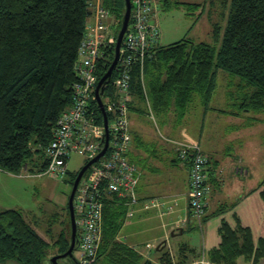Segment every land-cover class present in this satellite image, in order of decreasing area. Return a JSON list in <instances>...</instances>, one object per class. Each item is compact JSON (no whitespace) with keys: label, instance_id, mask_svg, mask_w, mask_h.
<instances>
[{"label":"trees","instance_id":"16d2710c","mask_svg":"<svg viewBox=\"0 0 264 264\" xmlns=\"http://www.w3.org/2000/svg\"><path fill=\"white\" fill-rule=\"evenodd\" d=\"M103 3L122 19L124 0ZM175 3L187 9L199 6ZM89 15L86 0H0L1 171H44V148L51 140L57 117L71 102L76 81L73 65ZM120 25L118 20L116 32ZM218 33L213 24V36L217 38ZM108 52L101 74L113 58V47ZM218 69L240 79V113L264 110V0H231L216 49L186 37L156 45L143 64L145 90L138 68L132 72L129 110L140 111L147 100L158 115L175 112L181 119L195 95L207 105ZM128 158L131 160L129 151ZM178 161L177 157L171 159ZM77 172L68 174L64 181L72 185ZM261 193L264 197V190ZM223 210L219 207L217 213ZM126 211L127 207L115 198L105 203L101 241L93 264H186L185 254L193 249L185 244L179 246L174 260L159 242L160 255L153 262L134 246L118 240ZM236 223L232 228L225 220L221 222L219 244L204 252L208 264H237L240 257L253 264L264 260V235L255 241L249 227L240 225L237 219ZM54 243L62 252L68 248L69 238L62 232ZM48 250V242L21 211L0 210V264H46Z\"/></svg>","mask_w":264,"mask_h":264},{"label":"built area","instance_id":"2783aa9c","mask_svg":"<svg viewBox=\"0 0 264 264\" xmlns=\"http://www.w3.org/2000/svg\"><path fill=\"white\" fill-rule=\"evenodd\" d=\"M155 5L156 0H130L129 21L117 62L100 95L106 115L108 142L105 152L82 175L74 194L77 264L94 263L101 241L103 210L108 200L115 198L130 208L128 216L138 204L136 188L140 171L128 158L131 143L128 102L133 70L138 68L145 90L143 64L160 41V28L154 20ZM86 7L90 15L73 65L76 81L72 85L71 102L57 117L51 140L44 148L47 162L42 173L58 179H63L68 173L70 153H79L87 161L102 150L105 142L106 129L96 102L95 87L104 73L101 74V68L109 58L108 50L115 44L118 18L103 0H86ZM166 140L174 146L179 161L188 165V209L201 230L206 206L207 156L195 142ZM235 173L242 175L245 170L237 166ZM142 207L162 210L167 203L151 198ZM204 255L203 251L195 264H208Z\"/></svg>","mask_w":264,"mask_h":264},{"label":"rangeland","instance_id":"374dc122","mask_svg":"<svg viewBox=\"0 0 264 264\" xmlns=\"http://www.w3.org/2000/svg\"><path fill=\"white\" fill-rule=\"evenodd\" d=\"M175 1L169 0V4L166 6H163L161 2L163 9L158 16L161 32L160 43L167 45L186 37L193 41L208 43L214 49L218 48L226 27L231 0H189L199 3L197 8L191 9L177 6L180 4H176ZM118 20L121 21L120 18ZM213 23L216 24L219 31L217 38L212 35ZM189 27L190 29L192 27V33L186 32ZM116 30L117 25L115 26V32ZM239 83L240 79L237 76L229 75L225 71L218 69L215 77L214 92L207 105H204L200 101V97L195 95L185 111V116L183 115L184 118L181 119H178V115L175 112H169L167 115H158L147 102L141 104L140 111L129 110V128L133 135H131V138L134 137L130 143L129 157L138 165L137 167L142 173L138 184V190L141 193H162L161 195H167L170 192L183 190L186 183L185 177L188 173V165L186 166V163L182 161L171 162L170 158L172 155L163 152L159 145L156 147L158 154L154 157L151 155L152 148L155 147L156 142L158 144L161 141L168 142L166 139L193 143L198 137L201 127H209L211 133L214 134L213 147L218 149L222 159L218 164V169L224 166L227 167V171L231 169L230 163L226 162L230 161L231 158H226L225 152L228 150L227 135L237 131L232 125H235L234 120L238 119H234L231 113L232 111L240 113L238 106L241 102L242 90L238 85ZM204 110L206 113H204ZM240 114L247 115L248 118L249 116L251 117V123L249 124L250 141L255 142L254 152L257 155L250 161L255 169V172L250 174L251 178L256 177L264 180V110L248 111V113L241 112ZM245 116L244 118L248 119ZM139 139L145 142L142 146L137 145ZM170 145L172 148L174 147L172 144ZM233 145L239 151L242 142ZM257 146H261L259 154ZM245 147L249 148V143ZM217 149L214 150L216 151ZM230 149L235 148L232 147ZM241 149L244 152L243 148ZM173 150L175 152L174 148ZM135 155H137L138 161ZM240 155L245 160L249 156L248 154L246 156ZM85 161V157L79 153H70L68 173L63 179L54 178L46 174L43 175L37 169L31 170L30 168H22L16 174L4 171L0 174V210L17 209L21 211L26 220L48 242L49 256L59 253V247L54 243L55 239L62 232L69 238L71 232L67 199L72 185L64 180L70 177L68 174L77 172ZM227 171L224 174L231 180L238 178L246 180V178L237 173L229 175ZM145 201L138 200V204L133 207V213L130 216L127 215L130 208H127L124 224L118 233V240L134 246L136 249L149 248L150 244L147 242H152V250L155 253V247L158 243L156 241L159 238H157L158 233H155V230L152 229L154 223L144 225L139 219V215L143 213L142 209L151 210L142 207ZM180 203H182V200ZM174 205H176V202L172 203V206ZM183 215V211L173 214L174 217H182ZM185 221L186 219L183 222L181 221L180 224ZM188 221L194 227H186L185 233L182 235L176 234L170 237L173 252L171 253L174 257L178 254V247L183 242L189 243L192 249L193 247L196 249L198 254H195L194 251H187L185 254L187 257L186 264H195V261L201 258L203 251L208 252L210 250V243L207 242L206 231L204 230L205 235L204 240H202L195 221L190 216ZM189 235H191L190 238ZM204 257L207 260L206 254ZM188 258H190V261H188ZM237 264L247 263H244L243 258H238Z\"/></svg>","mask_w":264,"mask_h":264},{"label":"crops","instance_id":"0c3cea01","mask_svg":"<svg viewBox=\"0 0 264 264\" xmlns=\"http://www.w3.org/2000/svg\"><path fill=\"white\" fill-rule=\"evenodd\" d=\"M161 2L163 6L164 5L166 6L167 0H156V5L154 9L155 10L154 20L156 21L158 26H159V22H158L159 12L163 9V7L161 6ZM179 2L199 4V3L191 2L189 0L179 1ZM191 31H192V27L191 29L189 27V29L186 32L190 33ZM159 44H161L160 41ZM204 113H206L205 110ZM231 114H233L232 116H234V119H238V120H236L237 122L234 120V123L236 124L232 125L233 128L237 129V131L233 133H229V135H227L228 150L225 152V155L226 158L227 157L231 158L230 161H226L230 163L229 166L231 169L229 171H227L226 166L218 169L219 166L218 164L222 159L220 157L218 149L213 147L214 134L211 133V129L209 127L207 128L201 127L198 132V137L195 139V143L200 145L202 151L204 152V154L207 156L208 159L207 176H206L207 193L205 197L206 206L202 218L203 225L201 230L199 231L202 240H204V235H205L204 230L206 231L207 242L210 243L209 248L216 247L219 244L220 236L218 235V228L223 220H225L233 228L237 224L236 223V219H237L240 225L250 228L253 239L255 241L258 239L259 236L264 235V197L261 193L264 190V183L261 184L263 179H259V178L257 179L256 177L251 178L250 175L251 172H255L254 166L251 165L250 161L251 159H254V157L257 156L254 152L255 142L250 141L251 134H250L249 124L251 123L250 122L251 117L249 116L248 118L247 115L246 116L242 115L236 111H232ZM244 116L248 119H245ZM133 139L134 137L131 138V140ZM241 142H242L241 148H243L244 152L242 151L241 148H239V151H237L238 148H236L233 145L235 143H241ZM137 143H138L137 145L142 146V144H144L145 142L139 139ZM248 143H249V148L245 147L247 146ZM157 145H159L160 149H162L163 152L170 153L172 155L170 159L176 157L175 152L172 146L170 145V143L162 142V141L159 144L156 142L155 147L152 148L153 151L151 152V155H153L154 157L157 156L158 154V149L156 151ZM232 147H234L235 149H230ZM257 147L259 154L261 152L260 151L261 146H257ZM214 149L217 150L215 151ZM222 152H224V150H222ZM240 154H242L243 156H246V154H248L249 156L245 160ZM137 155L135 156L137 157ZM130 161L135 163L133 160ZM137 161H138V157H137ZM237 166L244 168L245 173L242 174L241 176L243 178H246V180H241L240 178L236 180H231L227 177L226 174H224V172L227 171L229 175H233L235 173V167ZM1 173L3 172L0 171V174ZM141 175L142 173L140 171L139 181ZM188 181H189V168H188L187 176L185 177V182H186L185 186L183 190H180L179 192H170L167 195H161L162 193L161 194L158 193L152 194L148 192L141 193L138 190V185L136 188V194L140 201L151 198H156L158 200L166 201L167 207H163L162 210L159 208H151V210L142 209L143 213L139 215V219H141L144 225L154 223L152 229L155 230L154 231L155 233H158L157 238H159L156 241L158 242L157 245L159 244V242L162 241L164 243L163 245L166 246L170 252H172V242L170 240V237L175 236L176 234L182 235L183 233H185V231H183L182 229L183 227L186 228L189 227L190 225L192 226V224L188 223L187 220L189 214L188 201H187ZM181 200L182 203H180ZM175 202L176 205L172 206V203L174 204ZM219 207H224V210L221 213H217ZM181 211L184 212V215L182 217L173 216L175 212H181ZM185 219L186 222L184 224H180L181 221ZM180 229H182L181 233L178 232ZM172 231L174 233L173 235H171ZM190 237L191 235H189V238ZM147 243L150 244L151 248L146 247V249H137V250L147 258L151 259L153 262H156L157 258L160 255V252L157 250L158 246L156 245L155 253H154L152 250L153 249L152 242L151 243L147 242ZM182 244L191 247L189 243H188L189 245L184 242ZM193 251L195 254H198L194 247H193ZM173 259L175 260L176 256H174ZM188 261H190V258H188ZM244 263L253 264L245 260ZM260 264H264V260H262Z\"/></svg>","mask_w":264,"mask_h":264},{"label":"water","instance_id":"95a60500","mask_svg":"<svg viewBox=\"0 0 264 264\" xmlns=\"http://www.w3.org/2000/svg\"><path fill=\"white\" fill-rule=\"evenodd\" d=\"M130 9H131L130 0H124V12H123L122 19H121V25H120V28L117 32L115 44L113 47V58L109 64L108 68L105 70V72L99 78V80L96 84V87H95L96 102L102 111L103 123H104L105 129H106L104 146H103L102 150L97 155H95L93 158L87 160L82 165V167L78 170V172H77V174H76V176L72 182L71 190L69 192L68 199H67V208H68L70 228H71L70 237H69V245H68V248L64 252L48 257L47 260L50 264H58L57 260L63 259L65 256L72 258L73 251L76 248L77 228H76L74 209H73L74 194L76 192L78 183H79L82 175L84 174V172L105 152L106 147H107V142H108V132H107V128H106L107 121H106V115H105L103 107H102V101H101L100 95L102 94L105 85L109 82L112 70H113V68L117 62V58L119 55V49H120V46L122 43L123 35L125 33V30H126V27L128 25V21H129ZM179 232L181 233L182 229H180ZM173 234L174 233L172 231L171 235H173ZM75 264H77L76 260H75Z\"/></svg>","mask_w":264,"mask_h":264},{"label":"flooded vegetation","instance_id":"af4514ba","mask_svg":"<svg viewBox=\"0 0 264 264\" xmlns=\"http://www.w3.org/2000/svg\"><path fill=\"white\" fill-rule=\"evenodd\" d=\"M62 252H64V251H62ZM62 252H59L58 254H60ZM72 255H73L72 258L71 257H68V256H65L63 259H58L57 260L58 264H73V263H75V260H76L75 250L73 251V254ZM46 264H50L48 262V260H46Z\"/></svg>","mask_w":264,"mask_h":264}]
</instances>
